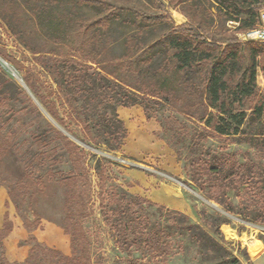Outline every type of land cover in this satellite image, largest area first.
<instances>
[{
    "label": "rangeland",
    "instance_id": "374dc122",
    "mask_svg": "<svg viewBox=\"0 0 264 264\" xmlns=\"http://www.w3.org/2000/svg\"><path fill=\"white\" fill-rule=\"evenodd\" d=\"M161 1L165 5L163 11L149 0H105V4L110 7L128 11L124 13L131 19L129 17L125 20H116L110 24L106 36L100 41V44L106 46V50L100 51L98 60L102 63L120 58L125 53L127 36H134L138 47L141 48L136 58L143 57L147 47L157 45L172 26L175 28L187 22L179 7L173 9L165 0ZM45 2L48 3L50 0H0V134L7 140L14 154L11 160H7V174L4 177L6 181L0 188H4L6 193L8 190L11 191L20 207V213L16 214L21 221V215L28 219H32V215L27 209V203L19 199L14 182L23 170L30 172L33 177H39L47 169V163L35 158L39 149L33 142V136L40 135L42 139L45 138L49 143L47 150L55 146L56 143H53L52 139L56 132H59L94 155L87 159L91 193L87 202V216L81 222L90 244L92 264H128L132 261L139 264H264V209L257 202L260 192L251 191L254 181L241 187L238 192L228 191L223 195L217 190L214 199L210 200L207 191L200 190L207 186V176L199 167V160H206L210 164L214 161L222 169L221 174H224L226 167L223 164V157L235 154L240 163L250 162L259 173V177L264 178V125L246 123L242 127L241 137L221 139L204 131L200 123L177 113L167 102L149 97L145 102V112L141 106L136 104L133 106L141 108V120L133 115L129 122H123L116 111L126 136L121 147L116 149L115 143L110 141L109 134L106 133L107 129H104V116H99L104 110L109 109L108 106H102L94 96L83 95L77 97L78 101L74 105L77 114L83 111L82 108H87L91 116H94L92 122L98 123L96 126L93 125L95 123H90L93 125L92 137L98 145L88 147L87 138L77 122L76 112L68 117L69 110L60 104L59 93L43 69V66L50 62L51 53L48 52H51L52 47H48L42 33L34 28L33 18L37 8ZM56 2L66 15L73 18L74 39L77 41L83 34L79 28L83 25L91 26L101 16L98 9L81 5L77 0ZM202 3L215 13L216 5L205 0H202ZM263 8L264 4L260 10ZM156 12L164 14L167 21L148 25L130 23L134 19L132 13ZM220 25H224L225 35L232 41L226 40L225 35L217 32ZM238 26L237 22L214 19L209 38L222 48L227 44L237 46L248 44L239 41L238 34L244 30H238ZM93 30L88 29L86 35L92 34ZM247 54L248 51L244 50L240 57L246 61ZM160 62L161 59H158L151 67H144L138 74L129 73V81L134 88H144L149 82V74ZM256 62L258 65L256 86L258 92L263 93L264 52L256 58ZM189 76L190 79L186 83L190 88L188 97L190 103H194L201 100V96L194 90L199 86L201 78L199 73ZM23 77L32 81L35 92L28 88ZM45 89L51 91L52 100L56 102L60 116L66 120L68 130L42 112L43 108L37 96ZM140 96L136 90L128 94V97L137 98L138 101H141ZM106 113L110 114L109 110ZM116 125L119 127V134H123L120 125ZM134 130L140 132L135 138V143L137 146L142 145L144 150L142 155H137L135 151L126 147L130 142L128 136ZM53 158L61 161L52 167L53 171L68 175L72 168L66 154L58 151ZM98 160H102L100 166L105 183L102 205L97 197ZM174 168L177 169V173L172 171ZM140 172L156 179L152 186L155 189L159 188L160 183L177 188L180 192L178 196L186 200L189 211L184 213L154 201H151L153 204L150 206L142 205L140 208L135 206L130 211H125V205L131 201L130 196H138L129 189L139 185ZM140 180L142 181V178ZM260 195L264 197L263 193ZM8 200L14 207L9 196ZM65 204L62 189H52L38 194L32 202V207L36 216L41 218V222H49L60 227L66 218ZM5 206L9 207V204L6 202ZM5 214L7 221L12 225L8 214ZM129 221L133 224V230L134 228L141 231L159 230L164 240L172 245L170 256L150 259L141 246L133 245L128 248V243L117 241V235L111 226L115 223L124 225ZM39 229L42 231L43 228L40 226ZM226 231L232 236H227ZM31 233L29 236H33ZM127 236L129 238L130 234ZM61 237L47 230L41 236L45 243L38 242L61 251L62 247L57 243ZM27 239L21 244L30 249V245L26 243ZM61 252L69 256V245L68 250ZM24 260L10 262L7 259L9 263H22Z\"/></svg>",
    "mask_w": 264,
    "mask_h": 264
},
{
    "label": "trees",
    "instance_id": "16d2710c",
    "mask_svg": "<svg viewBox=\"0 0 264 264\" xmlns=\"http://www.w3.org/2000/svg\"><path fill=\"white\" fill-rule=\"evenodd\" d=\"M77 1L81 5L98 9L101 15L91 26L83 25L79 28V31L83 32L79 41L74 39L73 18L60 9L56 0L40 5L34 13L33 21L36 31L41 32L48 47H52L51 52H48L51 53L50 62L43 66V69L59 93L60 104L69 110L68 117L76 112L77 122L87 138L88 147L98 145L91 134L92 126L98 123L92 122L94 116H91L87 108H82L83 111L77 114L74 105L78 101L77 97L83 95L94 96L102 106H108L110 114L106 113L108 110H104L99 116H104V129H107L106 133L109 134L110 141L115 143L116 149L121 147L122 140L126 137L123 124L116 115V108L133 107L136 104L145 112V102L149 97L167 102L177 113L200 123L204 131L221 139L241 137L242 127L246 123L264 125V92L259 93L256 86L258 66L256 58L263 54L264 44L248 43L243 46L227 44L222 48L209 38L214 19L237 22L239 24L237 29L240 31L252 28L256 24L264 0H205L216 5L215 13L206 8L202 0H165L169 7L173 9L179 7L187 22L175 28L172 26L157 45L147 47L144 56L139 58H136V55L141 48L138 47L134 36H127L125 53L120 58L102 63L98 56L100 51L106 50V46L100 44V41L106 36L113 21L130 17L124 13L128 11L110 7L105 4V0ZM149 1L157 5L161 11L165 9L161 0ZM131 16L134 18L131 24L136 22L147 25L161 24L167 21L164 14L157 12L132 13ZM90 28L94 29L92 34L86 35ZM217 32L225 35L224 25L218 26ZM225 38L232 41L226 35ZM244 50L249 53L246 61L240 57ZM158 59H161V62L149 74L150 79L146 86L134 88L128 74L133 72L138 74L141 69L151 67ZM204 72L206 74H203ZM198 73L201 81L194 90L201 96V100L190 103L188 97L190 88L186 83L190 79L189 75ZM23 80L28 88L35 92L32 81L26 77H23ZM132 90L141 94V101L128 97ZM37 98L45 112L57 124L68 130L66 120L60 116L56 102L52 100L51 91L42 90ZM91 122L95 124L91 125ZM116 124L120 125L123 134H119V127H116ZM33 142L39 149L35 158L47 163V169L39 177H33L30 172L23 170L14 182L19 199L27 203V209L32 215V219L21 215L23 226L29 233L40 228L41 218L36 216L32 207L34 198L52 189H62L66 203L64 209L66 218L60 228L69 236L70 255L49 248L30 235L26 241L30 249L24 262L9 263L5 256L3 240L11 232L12 225L4 214V222L0 229V264H92L90 244L81 222L87 216V202L91 193L87 159L94 155L59 132H56L52 139V142L56 143L55 146L50 149L46 150L49 143L40 135L33 136ZM58 151L66 154L71 165L72 169L68 175L56 173L52 169L61 163L58 158H53ZM13 156L7 140L0 134V187H3L6 181L4 177L7 174V160H11ZM101 161L98 160L96 175L97 197L102 205L105 183ZM223 164L226 172L221 174L222 169L217 162L212 161L210 164L206 160H199V167L207 176V186L200 190L207 191L209 199L213 200L217 190L223 195L228 191L238 192L241 187L254 181L251 191L260 192L257 202L264 209V197L260 195L264 194V178L259 177L253 165L250 162L240 163L235 154L225 155ZM10 192L7 191L8 196L19 214L20 207ZM130 198V203L125 205V211H130L135 206L140 208L142 205L153 204L139 196ZM227 210L230 211L229 208ZM132 225L131 221L124 225L113 224L111 229L117 235L116 240L128 243V248L133 245L141 246L150 259L170 256L172 245L164 240L159 230L141 231L139 228L133 230ZM128 264L139 263L132 261Z\"/></svg>",
    "mask_w": 264,
    "mask_h": 264
},
{
    "label": "crops",
    "instance_id": "0c3cea01",
    "mask_svg": "<svg viewBox=\"0 0 264 264\" xmlns=\"http://www.w3.org/2000/svg\"><path fill=\"white\" fill-rule=\"evenodd\" d=\"M117 112L121 116L120 118L123 122L125 121L129 122L130 119L133 117V115H135L138 120H141L142 117V110L139 107L124 108L121 106L120 108L117 109ZM139 134L140 132L138 130L132 131L130 136H128L130 142H128L126 147H128L127 149L130 148L131 150L135 151L137 155H142L144 154L142 145L140 144V146H137V144L135 143V138ZM162 158L164 159V157ZM162 158H160V161H162ZM172 171L177 173L176 168H174ZM140 175L141 176L139 177L142 178V181L139 178L138 179L139 185L137 187L130 188L129 189L130 191H132L141 198H144L149 201H154L155 203H159L162 205H169L173 208L183 211L184 213L189 211L188 203L186 202L185 199H182L181 197L178 196L180 192L177 188L170 185H166L165 183L164 184L160 183L159 188L155 189V187H152L154 181H156V179L153 176L141 172ZM170 193H172L174 196L171 195ZM6 202L9 204V207L5 206ZM5 213L8 214L9 220L12 222V231L4 239L3 242L5 247V255L8 261L10 262H21L27 257L28 248H29L21 243L24 242L29 237V233H27V231L23 228L22 221L16 214L13 205L9 202L5 189L0 188V229L2 228L4 222ZM40 226L41 228H43L42 231L41 229L38 228L31 233L36 238L37 241L43 242L41 240V236L47 230H51L54 233L62 236L57 240V243L62 247V249H64V250L62 249L60 250L61 251L68 250L69 237L64 234L63 230L60 227H57L56 225L49 222H41Z\"/></svg>",
    "mask_w": 264,
    "mask_h": 264
},
{
    "label": "built area",
    "instance_id": "2783aa9c",
    "mask_svg": "<svg viewBox=\"0 0 264 264\" xmlns=\"http://www.w3.org/2000/svg\"><path fill=\"white\" fill-rule=\"evenodd\" d=\"M234 23V22H231ZM240 42L264 44V8L259 10L256 24L238 34Z\"/></svg>",
    "mask_w": 264,
    "mask_h": 264
},
{
    "label": "bare ground",
    "instance_id": "6f19581e",
    "mask_svg": "<svg viewBox=\"0 0 264 264\" xmlns=\"http://www.w3.org/2000/svg\"><path fill=\"white\" fill-rule=\"evenodd\" d=\"M13 76L19 80V78L13 73ZM227 236H232V234L229 231L225 232Z\"/></svg>",
    "mask_w": 264,
    "mask_h": 264
},
{
    "label": "water",
    "instance_id": "95a60500",
    "mask_svg": "<svg viewBox=\"0 0 264 264\" xmlns=\"http://www.w3.org/2000/svg\"><path fill=\"white\" fill-rule=\"evenodd\" d=\"M41 110L49 118L48 114L43 109H41Z\"/></svg>",
    "mask_w": 264,
    "mask_h": 264
}]
</instances>
